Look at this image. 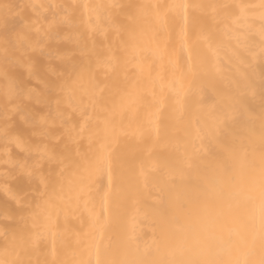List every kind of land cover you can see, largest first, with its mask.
<instances>
[{"label": "snow or ice", "instance_id": "snow-or-ice-1", "mask_svg": "<svg viewBox=\"0 0 264 264\" xmlns=\"http://www.w3.org/2000/svg\"><path fill=\"white\" fill-rule=\"evenodd\" d=\"M0 217V264H264V0H0Z\"/></svg>", "mask_w": 264, "mask_h": 264}, {"label": "bare ground", "instance_id": "bare-ground-1", "mask_svg": "<svg viewBox=\"0 0 264 264\" xmlns=\"http://www.w3.org/2000/svg\"><path fill=\"white\" fill-rule=\"evenodd\" d=\"M13 2H19V0H13ZM33 2L36 3H110V2H121V3H129V2H136V3H164L165 0H33ZM191 2V0H189ZM202 2H230V3H250V4H258L260 0H202ZM179 45L177 44V48ZM156 69L158 71H162V69L159 68V65H155ZM147 71V69H145ZM162 131V130H161ZM149 203H152V201H149ZM157 207H162V205H157ZM147 211V210H146ZM149 218L145 220L143 224V235L145 239L150 240L153 235V229L151 227L152 220H151V212H148ZM3 222L2 217H0V223ZM71 222L67 225L69 229L72 228Z\"/></svg>", "mask_w": 264, "mask_h": 264}]
</instances>
